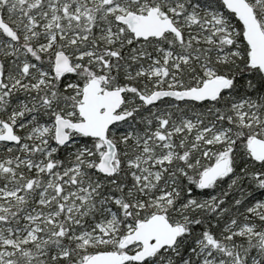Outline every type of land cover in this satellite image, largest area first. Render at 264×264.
Returning <instances> with one entry per match:
<instances>
[{
	"label": "snow or ice",
	"instance_id": "6c2138e0",
	"mask_svg": "<svg viewBox=\"0 0 264 264\" xmlns=\"http://www.w3.org/2000/svg\"><path fill=\"white\" fill-rule=\"evenodd\" d=\"M0 264H264V0H0Z\"/></svg>",
	"mask_w": 264,
	"mask_h": 264
}]
</instances>
